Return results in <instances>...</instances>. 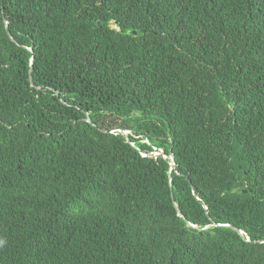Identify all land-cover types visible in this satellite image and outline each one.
<instances>
[{
    "label": "trees",
    "instance_id": "obj_1",
    "mask_svg": "<svg viewBox=\"0 0 264 264\" xmlns=\"http://www.w3.org/2000/svg\"><path fill=\"white\" fill-rule=\"evenodd\" d=\"M0 264H264V0H0Z\"/></svg>",
    "mask_w": 264,
    "mask_h": 264
},
{
    "label": "water",
    "instance_id": "obj_2",
    "mask_svg": "<svg viewBox=\"0 0 264 264\" xmlns=\"http://www.w3.org/2000/svg\"><path fill=\"white\" fill-rule=\"evenodd\" d=\"M169 159L171 160V165H173V159H172V156L171 155H169ZM170 170H171V168H170ZM225 226H227V227H231V226H229V225H225ZM236 232H238V233H240L237 229H234Z\"/></svg>",
    "mask_w": 264,
    "mask_h": 264
},
{
    "label": "rangeland",
    "instance_id": "obj_3",
    "mask_svg": "<svg viewBox=\"0 0 264 264\" xmlns=\"http://www.w3.org/2000/svg\"><path fill=\"white\" fill-rule=\"evenodd\" d=\"M121 133L126 134V133H128V132H127V131H121Z\"/></svg>",
    "mask_w": 264,
    "mask_h": 264
}]
</instances>
